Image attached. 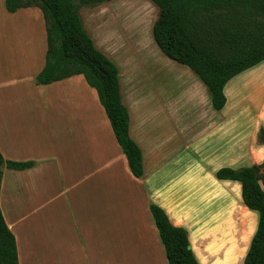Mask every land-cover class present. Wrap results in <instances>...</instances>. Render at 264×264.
I'll list each match as a JSON object with an SVG mask.
<instances>
[{
  "label": "crops",
  "instance_id": "crops-1",
  "mask_svg": "<svg viewBox=\"0 0 264 264\" xmlns=\"http://www.w3.org/2000/svg\"><path fill=\"white\" fill-rule=\"evenodd\" d=\"M8 14L6 24L24 31L32 69L26 79L5 80L12 58L0 51V152L6 161L33 163L21 171L5 168L1 185L0 209L15 236L19 264H169L151 203L187 231L200 264H244L258 213L244 205L240 183L218 180L216 173L264 162L258 141L264 129V62L226 85L221 111L191 70L197 78L191 75L186 108L176 115L195 121V142L184 137L186 156L175 164L172 95L160 98L156 111L152 102L147 108L143 81L120 80L130 137L143 154L144 175L136 178L96 90L82 75L36 84L47 53L42 11ZM5 36L0 49H6ZM15 90L20 94L11 95ZM154 113L169 116L170 136L163 142L147 125ZM181 126V135L189 132ZM174 166L182 167L179 173Z\"/></svg>",
  "mask_w": 264,
  "mask_h": 264
},
{
  "label": "trees",
  "instance_id": "trees-1",
  "mask_svg": "<svg viewBox=\"0 0 264 264\" xmlns=\"http://www.w3.org/2000/svg\"><path fill=\"white\" fill-rule=\"evenodd\" d=\"M116 0H83L104 4ZM159 16L152 28L155 43L170 60L188 67L207 87L212 106L221 111L227 103L226 85L264 62V0H150ZM34 2V4H32ZM39 8L47 35L46 64L37 85H49L82 75L96 90L114 136L131 173L144 175L143 154L130 137V115L122 102L116 64L101 52L84 28L75 0H5L9 13ZM264 145V129L258 134ZM33 163L6 161L0 152V194L5 168L26 170ZM221 181L241 184L244 205L258 213L257 231L244 264H264V162L241 169L221 168ZM169 264H200L187 231L175 227L158 205L149 206ZM0 264H19L16 239L0 209Z\"/></svg>",
  "mask_w": 264,
  "mask_h": 264
},
{
  "label": "rangeland",
  "instance_id": "rangeland-1",
  "mask_svg": "<svg viewBox=\"0 0 264 264\" xmlns=\"http://www.w3.org/2000/svg\"><path fill=\"white\" fill-rule=\"evenodd\" d=\"M75 3L79 7L85 30L95 46L116 64L120 80L124 84L134 80L137 83L140 80L143 81L141 82L144 84L142 91L145 95L144 100L148 101L147 108L152 109L150 107V102H152L153 109L157 111V104H163L159 99L164 101L165 97L169 98L172 95V144L173 163L175 164L180 156L182 158L186 156L185 149H181L184 137L188 135L190 144L195 142V121L192 117H189L188 121L185 118L180 119L176 114L186 108L183 100L187 95V83L192 78L191 75L196 76L189 68L167 58L155 43L152 28L159 16V9L150 0H116L104 4H85L83 0H75ZM32 9L40 11L36 7ZM9 15L5 8V0H0V21L4 25L1 26L0 35H6L7 38L2 45L6 49H0V51L3 58L5 53L12 58V64L7 63L3 78L5 80L26 79L32 73V69L29 68L31 64L25 60L24 50L29 52L30 48L23 39L24 31L20 29L19 32L18 30L19 24H6L5 17ZM10 94L19 95L20 91L15 90ZM207 96L209 98L208 92ZM154 115L149 117L147 125L155 130L157 142H163L170 136L169 116L164 118L155 113ZM179 125L187 129L184 126L186 125L189 132L181 135L179 129L177 130ZM181 168L174 166V171L179 173ZM128 253L133 255L134 252L128 251ZM159 264L162 263L159 261Z\"/></svg>",
  "mask_w": 264,
  "mask_h": 264
}]
</instances>
